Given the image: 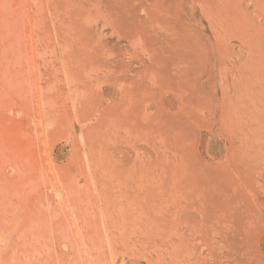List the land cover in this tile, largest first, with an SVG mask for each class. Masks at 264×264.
I'll use <instances>...</instances> for the list:
<instances>
[{
    "label": "rangeland",
    "instance_id": "rangeland-1",
    "mask_svg": "<svg viewBox=\"0 0 264 264\" xmlns=\"http://www.w3.org/2000/svg\"><path fill=\"white\" fill-rule=\"evenodd\" d=\"M0 261L264 264V0H0Z\"/></svg>",
    "mask_w": 264,
    "mask_h": 264
},
{
    "label": "bare ground",
    "instance_id": "bare-ground-1",
    "mask_svg": "<svg viewBox=\"0 0 264 264\" xmlns=\"http://www.w3.org/2000/svg\"><path fill=\"white\" fill-rule=\"evenodd\" d=\"M144 187H145V186H144ZM144 187H143V185H142L140 190H145ZM145 188H146V187H145ZM138 190H139V189H138ZM140 190H139L138 192H140ZM125 196H127L128 200H129V196H128V194H124L123 196L121 195L120 197H125ZM117 198H118V197H117ZM125 198H126V197H125ZM119 199L121 200V198H119ZM123 199H124V198H123ZM120 200H119V201H120ZM131 201H132V200H131ZM131 201L129 200V201H126V202L130 205ZM120 202H121V201H120ZM123 202H124V201H123ZM115 204H117V203L115 202ZM125 205H126V204H125ZM115 206H116V205H115ZM123 207H124V206H123ZM123 207H122V208H123ZM116 208H117V206H116ZM118 208H119V206H118ZM119 210H120V209H119ZM125 211H126V210H125ZM125 211H124V212H125ZM105 212H106V211H105ZM125 213H126V212H125ZM34 216H35V215H34ZM122 216H123V215H122ZM12 217H13V216H12ZM29 217H30V216H29ZM29 217H28V218H29ZM32 217H33V216H32ZM36 217H37V216H35V217L33 218V220H32V218H31V219H28V220L34 221V220H36ZM119 217H120V216H119ZM25 219H27V218H25ZM37 219H38V218H37ZM39 219H40V218H39ZM121 219H122V218H121ZM23 220H24V219H23ZM120 221H121V220H120ZM19 223H20V222H19ZM113 223H114V222H113ZM117 223H118V222H117ZM129 224H130V223H129ZM88 225H89V224H88ZM59 226H60V225H59ZM133 226H135V224H134ZM131 227H132V226H131ZM63 228H64V227H63ZM125 228H126V227H125ZM58 229H59V228H58ZM110 229H111V228H110ZM149 229H150V228H149ZM39 230H40V229H39ZM150 230H151V229H150ZM150 230H149V231H150ZM63 231H65V230L63 229ZM148 233H149V232H145V234L143 233V235H141V236L143 237V239H144L145 237H146V238L149 237V238L151 239V236H150V235L148 236ZM35 235H36V232H35ZM35 235H34V236H35ZM62 236H63V234H62ZM35 237H36V236H35ZM154 237H155V234H154ZM154 237H152L153 240H154ZM138 238H139V237H138ZM163 238H164V237H163ZM136 239H137V238H136ZM136 239H135V241H136ZM139 239H141V238H139ZM145 240H146V239H145ZM153 240H152V242H153ZM165 240H166V239H165ZM91 241H92V240H91ZM91 241H90V242H91ZM107 241H108L107 243H109L110 240H107ZM113 241H114V240H113ZM150 241H151V240H150ZM154 241H156V240H154ZM162 241H163V240H162ZM129 242H130V241H129ZM142 242L144 243V241H142ZM19 243H20V242H19ZM79 243H80V242H79ZM92 243H93V241L91 242V244H92ZM95 243H96V242H95ZM97 243H98V242H97ZM99 243H100V242H99ZM116 243H117V242H116ZM127 243H128V242H127ZM127 243H126V245H127ZM134 243H135V242H134ZM143 243H141V244H143ZM150 243H151V242H150ZM150 243H149V244H150ZM83 244H86V243L84 242ZM101 244H103V242H101ZM128 244H129V243H128ZM131 244H133V243H131ZM136 244H137V241H136V243H135V246H136ZM141 244H140V245H141ZM144 244H146V246H147L146 241H145ZM149 244H148V245H149ZM77 245H78V244H77ZM81 245H82V242H81ZM92 245H94V244H92ZM99 245H100V244H99ZM138 245H139V243H138ZM9 246H10V245H9ZM95 246H96V245H95ZM97 246H98V245H97ZM102 246H103V245H102ZM102 246H101V247H102ZM127 246H130V244L127 245ZM144 246H145V245H143L142 247H144ZM98 247H99V246H98ZM110 247H111V246H110ZM142 247H141V248H142ZM112 248H113V247H112ZM77 249H78V248H77ZM113 249H114V248H113ZM145 249H146V248H145ZM69 250H70V249H69ZM56 252H57V251H56ZM67 252H69V251H67ZM65 253H66V251H65ZM25 254H27V252H25ZM23 256H24V254H23ZM26 256H27V255H25V257H26ZM48 256H50V254H49ZM67 257H68V256H67ZM14 259H15V258H14ZM61 259H62V258H61ZM44 261H45V260H44ZM0 262H1V261H0ZM25 262H26V261H25ZM40 262H41V261H40ZM33 263H34V262H33ZM42 263H43V262H42ZM42 263H41V264H42ZM30 264H31V263H30ZM34 264H36V263H34ZM44 264H45V263H44Z\"/></svg>",
    "mask_w": 264,
    "mask_h": 264
}]
</instances>
